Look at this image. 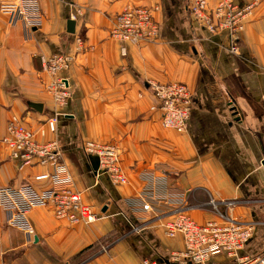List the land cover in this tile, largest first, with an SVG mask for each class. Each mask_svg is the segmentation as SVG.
I'll return each mask as SVG.
<instances>
[{
  "label": "crops",
  "instance_id": "crops-1",
  "mask_svg": "<svg viewBox=\"0 0 264 264\" xmlns=\"http://www.w3.org/2000/svg\"><path fill=\"white\" fill-rule=\"evenodd\" d=\"M35 1L43 15L37 28L10 21L0 11V192L48 187L34 176L50 167L19 168L3 137L12 115L37 129L58 109L56 132L46 130L38 139L59 143L74 189L103 214L89 224L72 223L58 219L50 206H35L26 213L30 234L8 224V211L0 203V264H69L87 247L81 264H138L144 257L164 260L182 251L181 236L167 237L159 223L131 231V223L146 214L136 198L142 187L164 193L160 196L167 203L160 209L184 205L199 223L216 217L207 205L210 198L237 200L220 208L255 223L238 255L263 252L264 0L246 20L238 54L227 51L223 35L195 27L186 0ZM138 6L156 7L159 37L126 44L123 55V44L109 31L118 13ZM68 19L75 21L74 33L84 39L86 49L64 73L71 97L67 106L57 108L45 88L49 78L43 61L72 52ZM149 80L188 87L192 105L184 131L163 128L157 113L149 111ZM29 102L42 104V110ZM87 140L117 145L127 184L95 175L97 156L84 150ZM108 235H114L113 241L88 252ZM206 264H236V259L219 254Z\"/></svg>",
  "mask_w": 264,
  "mask_h": 264
},
{
  "label": "built area",
  "instance_id": "built-area-1",
  "mask_svg": "<svg viewBox=\"0 0 264 264\" xmlns=\"http://www.w3.org/2000/svg\"><path fill=\"white\" fill-rule=\"evenodd\" d=\"M261 0H250L240 4L235 0H186V10L195 27L208 35H223L228 52L238 54L240 33L253 9ZM156 7H127L113 20L109 36L122 45L125 55L126 44L153 42L159 36V24L154 18ZM0 11L7 14L10 21H20L26 28L42 25L43 15L35 0H0ZM76 43L77 54L84 51V39L79 33L71 34ZM75 54L55 53L45 58L43 70L49 75L45 86L55 106H65L71 96L67 77ZM155 103L152 110L159 112L162 127L182 132L190 116L192 95L188 87L180 82H146ZM59 110H54L37 129L27 126L22 117L12 116L7 122L3 143L19 168L32 165L48 166L34 176L35 181L47 182L48 187L36 188L32 185L20 188H5L0 193V203L8 211V224L32 233L26 213L35 206H50L58 219L69 222L92 223L102 216L101 210L83 201L80 192L72 185V179L62 163V150L56 140L41 141L46 130L56 132ZM84 150L97 156L96 176L105 174L116 185H125L128 178L121 165L115 144L86 141ZM63 167V168H62ZM145 199H144V195ZM163 193L146 190L137 195L141 210L146 216L131 223V231H140L149 223H159L167 237L181 236L182 251L173 252L164 260L144 257L138 264H206L211 257L224 254L236 259V264H264V251L254 255H238L250 238L255 225L251 221H240L222 211L221 206L232 207L237 200L216 201L210 198L207 205L216 214L214 219L204 223L195 221L187 212L188 207L177 205L170 209H160L166 204Z\"/></svg>",
  "mask_w": 264,
  "mask_h": 264
},
{
  "label": "rangeland",
  "instance_id": "rangeland-1",
  "mask_svg": "<svg viewBox=\"0 0 264 264\" xmlns=\"http://www.w3.org/2000/svg\"><path fill=\"white\" fill-rule=\"evenodd\" d=\"M155 18V17H154ZM156 20V19H155ZM157 21V20H156ZM159 37V36H158ZM158 39V38H157ZM157 39H155L154 41H156ZM136 44H138V43H136ZM84 49H86V45H85V41H84ZM149 81H151V82H157V83H165V82H159V81H155V80H149ZM149 81H147V82H149ZM70 88V87H69ZM146 89V88H145ZM148 90V89H147ZM149 91V90H148ZM70 92H71V89H70ZM149 93H150V98H151V103H150V106H149V111L150 112H152V113H157V115H158V122H159V124H160V126H162L161 125V123H160V118H159V112L157 111V110H152L151 109V106L155 103V99H154V96H153V94L151 93V91H149ZM141 94V93H140ZM71 97V96H70ZM70 99V98H69ZM69 101V100H68ZM67 104H68V102H67ZM67 104L65 105V106H67ZM65 106H61V107H59V108H63V107H65ZM56 110H58V109H56ZM64 114V113H63ZM12 116H16V115H12ZM11 116V117H12ZM10 117V118H11ZM18 117H21V116H18ZM23 118V117H22ZM9 121V120H8ZM7 121V122H8ZM7 125V124H6ZM164 128V127H163ZM166 129H168V128H166ZM174 130V129H173ZM87 141H92V140H87ZM93 141H95V142H101V143H112V142H108V141H103V140H93ZM86 142V141H85ZM112 144H115V143H112ZM116 145V144H115ZM116 147H117V145H116ZM117 149H118V147H117ZM119 152V151H118ZM119 157H120V154H119ZM120 160H121V157H120ZM121 165H122V162H121ZM49 171V170H48ZM116 185V184H115ZM161 187H163V186H161ZM146 190H148V189H145L144 187H142L141 188V194H143ZM150 190V192L151 193H159V191L158 190H152V189H149ZM164 194V193H163ZM172 208V207H171ZM98 209V208H97ZM103 214V213H102ZM113 239H114V235H108V236H106L105 238H103L102 239V241H100V242H97V243H95L94 244V246H93V248L91 249V250H89L88 252L89 253H91L92 251H94L95 249H97V248H99L100 246H105V245H107L108 243H110L111 241H113ZM88 253V254H89ZM85 256L86 254L85 253H83L81 256H78V257H75V258H73L72 260H70V263L69 264H77L79 261H80V259L82 258V256Z\"/></svg>",
  "mask_w": 264,
  "mask_h": 264
},
{
  "label": "water",
  "instance_id": "water-1",
  "mask_svg": "<svg viewBox=\"0 0 264 264\" xmlns=\"http://www.w3.org/2000/svg\"><path fill=\"white\" fill-rule=\"evenodd\" d=\"M74 27H75V21L73 19H68L66 21V31L69 34L74 33ZM28 106L33 108L34 110L40 112L42 110V104L40 103H34V102H29ZM97 167H98V161H97Z\"/></svg>",
  "mask_w": 264,
  "mask_h": 264
},
{
  "label": "trees",
  "instance_id": "trees-1",
  "mask_svg": "<svg viewBox=\"0 0 264 264\" xmlns=\"http://www.w3.org/2000/svg\"><path fill=\"white\" fill-rule=\"evenodd\" d=\"M87 248H89V247H87ZM87 248L84 249V251H82V252L84 253L87 250ZM83 253H80L78 256H81ZM87 256H82V258L80 259V261L77 264H81L82 262H84L87 259Z\"/></svg>",
  "mask_w": 264,
  "mask_h": 264
},
{
  "label": "bare ground",
  "instance_id": "bare-ground-1",
  "mask_svg": "<svg viewBox=\"0 0 264 264\" xmlns=\"http://www.w3.org/2000/svg\"><path fill=\"white\" fill-rule=\"evenodd\" d=\"M77 52L78 51H76V43H74V46H73V48H72V52L71 53H69V54H75L76 56H77ZM76 58V57H75ZM71 68V67H70ZM47 74V73H46ZM48 75V74H47ZM48 78H49V75H48Z\"/></svg>",
  "mask_w": 264,
  "mask_h": 264
}]
</instances>
